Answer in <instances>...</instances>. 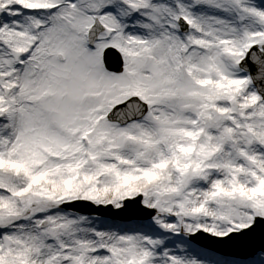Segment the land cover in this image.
<instances>
[{
  "label": "snow or ice",
  "instance_id": "6c2138e0",
  "mask_svg": "<svg viewBox=\"0 0 264 264\" xmlns=\"http://www.w3.org/2000/svg\"><path fill=\"white\" fill-rule=\"evenodd\" d=\"M0 264H264V0H0Z\"/></svg>",
  "mask_w": 264,
  "mask_h": 264
}]
</instances>
